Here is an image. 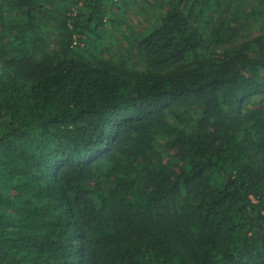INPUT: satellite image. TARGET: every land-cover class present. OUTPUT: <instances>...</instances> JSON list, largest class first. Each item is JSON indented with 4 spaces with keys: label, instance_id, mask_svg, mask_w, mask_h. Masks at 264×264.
<instances>
[{
    "label": "trees",
    "instance_id": "16d2710c",
    "mask_svg": "<svg viewBox=\"0 0 264 264\" xmlns=\"http://www.w3.org/2000/svg\"><path fill=\"white\" fill-rule=\"evenodd\" d=\"M0 264H264V0H0Z\"/></svg>",
    "mask_w": 264,
    "mask_h": 264
}]
</instances>
